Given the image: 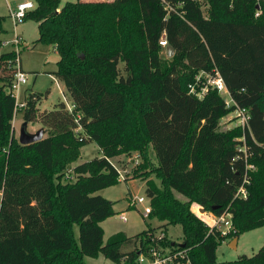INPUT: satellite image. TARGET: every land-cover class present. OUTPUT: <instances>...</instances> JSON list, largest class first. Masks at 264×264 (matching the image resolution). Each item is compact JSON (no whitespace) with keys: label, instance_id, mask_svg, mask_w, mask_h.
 Returning a JSON list of instances; mask_svg holds the SVG:
<instances>
[{"label":"trees","instance_id":"obj_1","mask_svg":"<svg viewBox=\"0 0 264 264\" xmlns=\"http://www.w3.org/2000/svg\"><path fill=\"white\" fill-rule=\"evenodd\" d=\"M34 1L26 20L38 23L37 42L57 51L54 74L80 116L65 102L41 111L49 91H30L24 121H39L50 132L21 144L11 135L17 51L0 55V264H86L85 256L100 254L136 264L151 245L181 243L166 241L173 224L182 227L192 264H219L226 236L196 212L171 204L167 189L214 215L231 214L235 238L264 226V0H206L208 15L205 0ZM122 5L134 11L127 25L115 16ZM163 37L176 51L169 66L160 54ZM180 60L187 61L186 75ZM215 70L235 104L217 89L202 98L190 92L200 71ZM135 94L147 104L136 114L129 105ZM236 107L249 108V127L221 129V118ZM91 142L102 155L74 166L69 176L75 180L55 183L54 169L78 159ZM150 146L165 189L147 180L149 215L163 224L132 236L120 231L105 242L101 222L115 215V202L97 192L120 182L111 159L132 151L144 158ZM246 178L247 197H237ZM225 264H264V245Z\"/></svg>","mask_w":264,"mask_h":264},{"label":"rangeland","instance_id":"obj_2","mask_svg":"<svg viewBox=\"0 0 264 264\" xmlns=\"http://www.w3.org/2000/svg\"><path fill=\"white\" fill-rule=\"evenodd\" d=\"M26 0H0V16L5 17L2 24L5 32L0 34V55L6 51L16 49L12 43L3 44V42L12 41L18 33L24 37V43L19 47L21 52L20 58L22 62V68L28 73V82L24 85L23 90H26V94L21 95V99L25 100V97L30 91H36L40 93H46L49 91L47 97H44L39 104L41 111L51 110L56 104L64 102V94L69 101H72L70 95L66 89L64 82L57 78L54 72L57 70V62L59 55L53 45L46 42H37L39 36L38 23L34 20L27 19L23 23L14 22L11 17V11L16 9L17 5ZM76 2L79 0H61V5L66 2ZM81 1H98V0H81ZM100 1V0H99ZM107 2H113L115 0H104ZM210 4L205 0L204 13L208 15V9ZM260 7V2L257 1V7ZM116 19H122L125 25L128 24V20L135 17L133 8L131 6L122 5L115 15ZM114 18H110L111 23ZM116 21V20H115ZM161 57L166 65H172L175 62L173 57L176 55V51L172 57L168 56L166 47L161 49ZM174 61V62H173ZM179 69L182 75H186L189 72L186 60H180ZM123 65V64H122ZM65 92V93H64ZM222 96L225 100L232 104L231 97L228 93L224 92ZM129 105L134 108V113H138L141 109L147 108L146 103H142V98L135 94L130 100ZM24 112L20 111L15 115V122H12L11 135L15 136L19 140V134L22 124L24 123ZM220 127L223 130L237 129L242 127L239 125V119L236 115V111H233L220 120ZM44 128V137L48 135L50 130L39 121H33L28 123V130L30 132H37ZM80 157L73 161L65 163L63 168H55L52 175L55 183L65 182L66 179L72 176V169L74 166L81 162H85L101 156L99 147L96 142H91L81 147ZM137 151L131 153H123L116 157H113V163L123 171L127 173L126 179H120V182L101 189L97 192L109 198L114 204L115 215L108 218L103 222L104 228V241L118 232L123 231L128 236L138 234L150 227H158L163 224L158 218H151L149 214L145 213V206L149 203V196L146 192L147 180L150 179L156 183L159 187L164 188L162 181L156 172L158 167V160L156 153L152 146L149 147L148 154L143 158L140 157L138 163L135 161ZM70 175V176H69ZM74 175V174H73ZM70 180H75V177H70ZM165 189V188H164ZM166 196L171 200V204H179L180 206L187 207L188 209L196 212L203 222L207 225H212L214 214L207 211L203 206H200L196 201L190 199L187 196L181 195L174 190L167 189ZM144 197L146 202L144 204L137 203L135 206H131V202L135 199ZM56 202L61 203L60 195L56 196ZM205 209V210H204ZM127 216V221H124L121 216ZM211 227V226H210ZM235 227L227 234L222 244L218 247L217 256L219 264H225L228 261H234L241 255L253 256L264 245V226L255 228L252 230L244 231L239 234L237 246L233 247L232 242L235 238L233 236ZM161 230H157V234H160ZM184 240V234L182 227L179 224H173L168 226L167 240L173 243H179ZM86 264H118L113 260L106 258L103 254L98 257L85 256Z\"/></svg>","mask_w":264,"mask_h":264},{"label":"built area","instance_id":"obj_3","mask_svg":"<svg viewBox=\"0 0 264 264\" xmlns=\"http://www.w3.org/2000/svg\"><path fill=\"white\" fill-rule=\"evenodd\" d=\"M35 7H36V2L34 0L22 1L17 5L16 9L11 11V17L14 20V22H16V24L23 23L26 20L27 13L33 10ZM7 43H12V45L15 46L16 48L15 50L17 51L16 67L18 70L17 73L15 74L14 81L11 85V93L13 94V97L15 98L16 101L15 104V115H16L18 112L24 111L27 108V100H26L27 96L25 97V100H22L21 95L23 93L26 94V90H23V87L28 82V73L25 72L23 69H21V61L19 56V47L24 43L23 37L20 36L18 33H16L12 41L3 42V44H7ZM160 44L163 47H167L168 45L167 39L163 37V39L160 41ZM209 88L217 89L220 94L226 92L230 95L224 78L217 70H215V73L200 71L195 76V82H193L190 85V92L202 98L205 95V93L209 90ZM64 99L67 109L71 113L75 114L76 105L72 101H69L65 94H64ZM227 104L230 106L235 104V102H233L232 100V104H229L228 102ZM235 111L239 119V125L242 127L243 130H245L246 128L249 127V122L251 119V113L249 108L236 107ZM75 116L78 118L80 115L76 113ZM13 121L15 122V117ZM80 130H82L81 126L77 128V131ZM244 151L246 156H248L247 151L245 149ZM140 157H141L140 154L136 155L135 157L136 163L139 162ZM255 168H256L255 164H247V169L249 171L254 170ZM118 170L120 173V179H126L128 172L125 175V173H123L122 170H120L119 168ZM248 182L249 180H247L246 178L245 183L237 191V195H236L237 197H245V198L247 197V187L245 186V184ZM145 202L146 199L144 197H140L137 200L134 199L131 202V206H135L137 203L144 204ZM151 211H152L151 198H149V203L145 206V213L149 214L151 213ZM121 218L124 221H127L126 215L123 214ZM212 220L213 223L212 225H210L211 228H216L222 234H227L233 227L232 215L229 213L214 215ZM189 251L190 249L185 245H183L182 242L177 246H175V244H173L172 246L151 245L141 250L139 257L136 260V264H192V259Z\"/></svg>","mask_w":264,"mask_h":264},{"label":"water","instance_id":"obj_4","mask_svg":"<svg viewBox=\"0 0 264 264\" xmlns=\"http://www.w3.org/2000/svg\"><path fill=\"white\" fill-rule=\"evenodd\" d=\"M166 49H167L168 56L172 57L174 55V53H175L174 47L172 45H167ZM44 134H45V129L44 128L38 130L35 133L34 132H30L28 130V122L25 121L22 124L21 129H20L19 141H20L21 144L34 143L36 141L41 140L44 137ZM237 241H238V237L233 239V242H232V246L233 247L237 246Z\"/></svg>","mask_w":264,"mask_h":264},{"label":"crops","instance_id":"obj_5","mask_svg":"<svg viewBox=\"0 0 264 264\" xmlns=\"http://www.w3.org/2000/svg\"><path fill=\"white\" fill-rule=\"evenodd\" d=\"M99 1V0H98ZM100 1H104V0H100ZM23 41H24V37H23ZM22 63V62H21ZM23 69V68H22ZM24 70V69H23ZM25 71V70H24ZM99 147V146H98ZM99 150H100V148H99ZM100 152H101V150H100ZM111 161H113V158L111 159ZM109 199V198H108ZM107 220V219H106ZM106 220H104V221H106ZM104 221H102L101 222V226H102V224H103V222ZM103 227V226H102ZM103 230H104V228H103ZM118 232H120V231H118ZM117 233V232H116ZM115 234V233H114ZM113 235V234H112ZM86 262V261H85Z\"/></svg>","mask_w":264,"mask_h":264}]
</instances>
